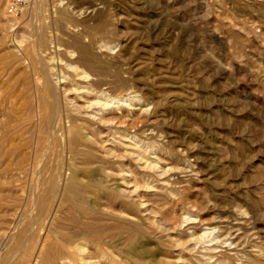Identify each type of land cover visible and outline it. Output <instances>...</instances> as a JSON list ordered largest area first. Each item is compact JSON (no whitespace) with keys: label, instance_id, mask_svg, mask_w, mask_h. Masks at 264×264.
Returning a JSON list of instances; mask_svg holds the SVG:
<instances>
[{"label":"rangeland","instance_id":"374dc122","mask_svg":"<svg viewBox=\"0 0 264 264\" xmlns=\"http://www.w3.org/2000/svg\"><path fill=\"white\" fill-rule=\"evenodd\" d=\"M7 4L0 264H185L194 225L237 224L264 252V0H32L17 17ZM68 181L86 213L61 206Z\"/></svg>","mask_w":264,"mask_h":264},{"label":"bare ground","instance_id":"6f19581e","mask_svg":"<svg viewBox=\"0 0 264 264\" xmlns=\"http://www.w3.org/2000/svg\"><path fill=\"white\" fill-rule=\"evenodd\" d=\"M35 4V3H34ZM38 4V3H37ZM93 13V12H92ZM58 20V19H57ZM85 23V22H84ZM60 26V25H59ZM73 33V32H72ZM68 34V33H67ZM47 40V39H46ZM86 41V40H85ZM99 41V40H98ZM103 41V40H102ZM40 42V41H39ZM46 42V41H45ZM47 43V42H46ZM75 43V42H74ZM52 44V43H51ZM38 45V44H37ZM101 48V47H100ZM104 48V47H103ZM102 49V48H101ZM78 51H79V53H80V58H79V60L80 61H82V63H87L89 66H90V68L92 67V68H94V67H96V66H94L95 64V58L96 57H94V54H92V52H91V50H90V48H89V46H85V45H82V46H80L79 48H78ZM69 55V54H68ZM72 56V55H71ZM77 57V56H76ZM56 60V59H55ZM98 59H96V61H97ZM61 62V61H60ZM62 64V63H61ZM102 66V65H101ZM41 67V66H40ZM74 67V66H73ZM76 67V66H75ZM52 69V68H51ZM76 69H78V68H76ZM100 69H102V68H100ZM99 69V70H100ZM57 70V69H56ZM107 70V69H106ZM102 71V70H101ZM113 71V70H112ZM95 72V71H94ZM42 74V73H41ZM56 77V76H55ZM58 77V76H57ZM62 77V76H61ZM84 78H85V76H83ZM82 77V78H83ZM78 78H80V77H78ZM77 78V79H78ZM86 78H89L88 76L86 77ZM100 79H101V77H100ZM93 80V79H92ZM55 81V80H54ZM60 81V80H59ZM62 81V80H61ZM102 82V81H101ZM36 83V82H35ZM39 83V82H38ZM59 83V82H58ZM71 83V82H70ZM91 83V82H90ZM57 84V83H56ZM99 84V83H98ZM97 84V85H98ZM73 85V84H72ZM45 86V85H44ZM95 86V85H94ZM100 86H106L105 84H102V83H100ZM57 87V86H56ZM59 87V86H58ZM48 88V87H47ZM75 88V87H74ZM43 89V88H42ZM58 90V89H57ZM74 90V89H73ZM107 90V89H106ZM64 91V90H63ZM66 91V90H65ZM76 91V90H75ZM74 92V91H73ZM81 92V91H80ZM98 92H99V90H98ZM98 92H96V94L98 93ZM37 93V92H36ZM66 93V92H65ZM101 93H102V90H101ZM107 93V92H106ZM95 94V95H96ZM105 93H102L101 95H99L98 97H99V99H103L105 102H106V104H104V106L105 107H108V106H110V103H118L119 101H116L115 100V98H110V99H108V97L106 98V94L104 95ZM98 95V94H97ZM104 95V96H103ZM109 96V95H108ZM97 97V96H96ZM57 100H59V99H57ZM34 102V101H33ZM75 102V101H74ZM94 104V103H93ZM97 104V103H96ZM100 105H102V104H100ZM82 106V105H81ZM113 107V106H112ZM102 108V107H101ZM113 109V108H112ZM102 110V109H101ZM100 110V111H101ZM105 110V109H104ZM111 110V109H110ZM107 111H109V110H106V113H107ZM60 113V112H59ZM45 114V113H44ZM122 116V115H121ZM20 117V116H19ZM39 117V116H38ZM104 118V117H103ZM26 119V118H25ZM23 120V119H22ZM68 120V119H67ZM98 121V120H97ZM26 123V122H25ZM57 123V122H56ZM39 126V125H38ZM59 127V126H58ZM95 127V126H94ZM16 131V130H15ZM66 136H68V135H66ZM65 136V137H66ZM45 137V136H44ZM48 138V137H47ZM48 141V140H47ZM4 142V141H3ZM46 143V142H45ZM70 143V142H69ZM78 143V139H76V138H74L73 139V142H72V144H77ZM99 143V142H98ZM36 144V143H35ZM87 144V143H86ZM104 145V144H103ZM34 146V145H33ZM50 146V145H49ZM73 146V145H72ZM52 147V146H51ZM73 147H75V146H73ZM138 147V146H137ZM136 147V148H137ZM34 148V147H33ZM43 148V147H42ZM41 148V149H42ZM36 149V148H35ZM74 149V148H73ZM6 151V150H5ZM52 151V150H51ZM7 152V151H6ZM48 152V151H47ZM36 153V152H35ZM49 153V152H48ZM73 154V153H72ZM85 155V154H84ZM115 155V154H114ZM48 156V155H47ZM23 157H25V156H23ZM45 158V157H44ZM47 158V157H46ZM41 159V158H40ZM23 160V159H22ZM8 162V161H7ZM73 164V163H72ZM34 165V164H33ZM6 167V166H5ZM42 167V166H41ZM64 169V168H63ZM3 170H5V169H3ZM74 170V169H73ZM20 173V172H19ZM80 173V172H79ZM30 175V174H29ZM166 175V174H165ZM32 176V175H31ZM36 176V175H35ZM39 176V175H38ZM73 176V175H72ZM162 176V175H161ZM82 177V176H81ZM32 179V178H31ZM74 179V178H73ZM81 179V178H80ZM44 180V179H43ZM23 181H24V179H23ZM72 181V180H71ZM71 181H68V182H71ZM76 181V180H75ZM80 181V180H79ZM41 182V181H40ZM44 182H45V180H44ZM50 182V181H49ZM48 182V183H49ZM2 183V182H1ZM1 183H0V185H1ZM36 183V182H35ZM48 183L46 184V185H48ZM52 183V182H51ZM50 184V183H49ZM53 184V183H52ZM64 184V183H63ZM167 184V183H166ZM166 184H164V185H166ZM31 185V184H30ZM35 186V185H34ZM49 186V185H48ZM65 186H66V184H65ZM64 186V188H63V193H62V200L60 199L59 200V202L61 203V206H63V204L64 205H67V206H69L70 208H71V210L72 211H81L82 213L84 212V213H86V209H85V207H83V205H81L80 204V197H81V192H82V189H84V188H82L81 189V187L76 183V182H71L68 186H66L65 187ZM50 187V186H49ZM28 188V187H27ZM35 188V187H34ZM44 188V187H43ZM39 189V188H38ZM43 190V189H42ZM34 191V190H33ZM84 191V190H83ZM168 191V190H167ZM38 192V191H37ZM50 192V193H49ZM57 192H58V188L56 187V185L55 184H53V185H51V187L49 188V190L48 191H46V193H49V194H52V195H54V197H55V195L57 194ZM23 193V192H22ZM29 193V192H28ZM169 193H171V192H169ZM12 194V193H11ZM35 194V193H34ZM41 194H45V193H41ZM49 194H48V196H49ZM47 195V194H46ZM47 196V197H48ZM83 196V195H82ZM158 196V195H157ZM176 196V195H175ZM16 197V196H15ZM46 197V198H47ZM61 197V196H60ZM167 197V196H166ZM40 198H41V196H40ZM46 198H45V200L44 201H42L41 202V200H38V201H40L39 202V207H40V205L41 206H44L43 205V202H46ZM27 200V199H26ZM25 200V201H26ZM33 200V199H32ZM55 200V199H54ZM53 200V201H54ZM63 203V204H62ZM5 204V203H4ZM13 204V203H12ZM52 204V203H51ZM83 204V203H82ZM33 205V204H32ZM36 205V204H35ZM146 205V204H145ZM87 206V205H86ZM48 207V206H47ZM31 208V207H30ZM53 208V207H52ZM32 209V208H31ZM30 209V210H31ZM45 209V208H44ZM35 211V210H34ZM45 211V210H44ZM52 211H54L53 209L52 210H50V212L49 213H51ZM158 211V210H157ZM241 211V210H240ZM65 212V211H64ZM12 213V212H11ZM24 213V212H23ZM168 213V212H167ZM240 213V212H239ZM21 214V213H20ZM19 214V215H20ZM87 214H88V210H87ZM93 214V213H92ZM92 214H89V215H92ZM95 214V213H94ZM5 216V215H4ZM21 216V215H20ZM19 216V217H20ZM243 216L244 215H242V214H239V216L238 217H236V218H238L239 220H241L242 218H243ZM33 217V216H32ZM51 217V216H50ZM54 217V216H53ZM64 217V216H63ZM90 217V216H89ZM96 217V216H95ZM185 217V216H184ZM52 218V217H51ZM61 218V217H60ZM181 218V217H180ZM40 219V218H39ZM38 219V220H39ZM63 219V218H62ZM153 219V218H152ZM25 221V220H24ZM28 221V220H27ZM36 221V220H35ZM50 221V220H49ZM162 222V221H161ZM184 222L186 223V224H193V220L191 219V217L189 216V217H187L186 216V218H185V220H184ZM195 222V221H194ZM3 223V222H2ZM23 223V222H22ZM36 223V222H35ZM95 223V222H94ZM166 223V222H165ZM37 224V223H36ZM45 224V223H44ZM148 224V223H147ZM240 224V223H239ZM13 225V224H12ZM43 225V224H42ZM56 225V224H55ZM109 225V224H108ZM166 225H169V223H166ZM231 225V224H230ZM233 225V224H232ZM242 225H243V223H242ZM11 226V225H10ZM45 226V225H44ZM180 226V225H179ZM236 226H238L237 224H236ZM236 226H233V227H231V228H228L227 226H226V228L225 227H223V228H225V229H218L217 227H214V228H204V229H202V227H201V225L200 226H196V225H194L192 228H195L196 230H199V232L197 233V234H192V236H193V238H191V240L189 241L190 242V244L192 245V246H189V248L186 246V247H184V249L185 248H187L184 252H182V253H185L186 255V263L187 264H226V261H224V260H222V259H220V257H222L221 255H219L220 253L219 252H223L226 256H227V258H228V260H229V262H233V263H236V264H261V262H263L264 261V252H263V250L261 249V246H259V247H256L255 246V249L256 250H253V255H249V253H248V246L247 245H249V243H247V241H246V237H248L247 235L248 234H246V236H245V238L246 239H244V236H242L241 234V228H238V227H236ZM19 227V226H18ZM64 227V226H63ZM207 227V226H206ZM167 228V227H166ZM39 229V228H38ZM48 229V228H47ZM55 229V228H54ZM190 229V228H189ZM5 230V229H4ZM170 230H172V229H170ZM194 230V229H193ZM173 231V230H172ZM3 232V231H2ZM9 232V231H8ZM154 232V231H153ZM10 233V232H9ZM14 233V232H13ZM38 233V232H37ZM111 233V232H110ZM183 233V232H182ZM30 234V233H29ZM28 234V235H29ZM31 234H32V232H31ZM30 234V235H31ZM35 234V233H34ZM40 234V233H39ZM190 234V233H189ZM29 235V236H30ZM87 235V234H86ZM101 234H99V233H94L93 235H92V237H97V236H100ZM104 235V234H103ZM176 235H178V234H176ZM244 235H245V233H244ZM32 236V235H31ZM48 236V235H47ZM263 236V235H262ZM43 237V236H42ZM41 237V238H42ZM155 237V236H154ZM191 237V236H190ZM7 238V237H6ZM40 238V237H39ZM49 238V237H48ZM103 238V237H102ZM28 239V238H27ZM32 239V238H31ZM35 239V238H34ZM68 239V238H67ZM250 240H252L251 238H250ZM13 242V241H12ZM26 242V241H25ZM2 243H4V241L2 242ZM6 243V242H5ZM15 243H16V241H15ZM70 243H72V242H70ZM69 243V244H70ZM251 243V242H250ZM26 244H27V242H26ZM1 245V244H0ZM75 245V244H74ZM177 245V244H176ZM58 247H56V248H59V245H57ZM252 246V245H251ZM27 247V246H26ZM37 247V246H36ZM44 248V247H43ZM61 249L63 248V247H60ZM66 248V247H65ZM20 249H21V247H20ZM36 249V248H35ZM42 249V248H41ZM60 249V250H61ZM67 249V248H66ZM95 249V248H94ZM11 250V249H10ZM58 250V249H57ZM56 249H55V251H57ZM62 250H65V249H62ZM97 250V249H96ZM183 250V249H182ZM219 250V251H218ZM221 250V251H220ZM250 250V249H249ZM59 251V250H58ZM71 251V250H70ZM76 251V250H75ZM21 252V251H20ZM39 252V256H38V258H41L42 259V256H43V254L44 253H42V252H44V251H42V252H40V251H38ZM53 252H54V250H53ZM53 252H51V254H53ZM60 252V251H59ZM35 253V252H34ZM79 253H80V251H79ZM99 253V252H98ZM169 253V252H168ZM219 253V254H218ZM33 254V253H32ZM51 254H50V256H51ZM56 254V257L58 258V255L59 254H61V253H59L58 255H57V252L55 253ZM55 254H54V256H53V258L55 257ZM69 254V253H68ZM100 254V253H99ZM38 255V254H37ZM49 256V259L51 258ZM63 256V255H62ZM62 256H59V257H61L62 258ZM184 256V255H183ZM224 256V255H223ZM64 257V256H63ZM92 258V257H91ZM96 258V257H95ZM181 258H183V257H180V259ZM64 259V258H63ZM179 259V258H178ZM184 259V258H183ZM182 259V260H183ZM59 260H61L62 261V259H59ZM58 260V261H59ZM185 260V259H184ZM227 260V261H228ZM56 261V260H55ZM54 261V259H50V261L48 262V263H50V264H56V262ZM86 261V260H85ZM180 261V260H179ZM82 262V261H81ZM8 263V262H7ZM90 263V262H89ZM178 263V262H177ZM185 263V262H184ZM185 263V264H186ZM61 264V263H60ZM230 264V263H229Z\"/></svg>","mask_w":264,"mask_h":264},{"label":"built area","instance_id":"2783aa9c","mask_svg":"<svg viewBox=\"0 0 264 264\" xmlns=\"http://www.w3.org/2000/svg\"><path fill=\"white\" fill-rule=\"evenodd\" d=\"M32 0H8L7 13L11 17H17L27 12Z\"/></svg>","mask_w":264,"mask_h":264}]
</instances>
